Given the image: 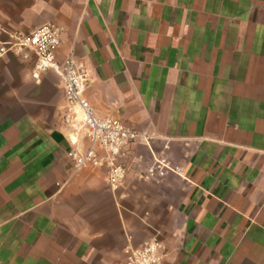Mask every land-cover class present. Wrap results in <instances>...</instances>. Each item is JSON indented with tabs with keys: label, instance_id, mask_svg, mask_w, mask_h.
Listing matches in <instances>:
<instances>
[{
	"label": "crops",
	"instance_id": "0c3cea01",
	"mask_svg": "<svg viewBox=\"0 0 264 264\" xmlns=\"http://www.w3.org/2000/svg\"><path fill=\"white\" fill-rule=\"evenodd\" d=\"M62 28L101 117L151 136L116 190L69 156L61 77L0 60V264H264V0H0V25ZM89 141L82 139L85 151ZM165 160L163 177L137 174Z\"/></svg>",
	"mask_w": 264,
	"mask_h": 264
},
{
	"label": "built area",
	"instance_id": "2783aa9c",
	"mask_svg": "<svg viewBox=\"0 0 264 264\" xmlns=\"http://www.w3.org/2000/svg\"><path fill=\"white\" fill-rule=\"evenodd\" d=\"M62 42V28L46 24L33 33L9 31L0 25V60L13 54L25 61L33 58L32 77L41 81L44 73L54 71L63 82L66 104L62 123L72 145L69 156L76 171L84 168L104 169V181L113 190L123 187L137 161L121 162L126 151L136 143L150 145L151 136L124 125L119 119L98 116L85 96L88 68L72 51L60 62L57 52ZM82 139L89 141L85 151L79 149ZM169 164L157 160L137 174L140 180L163 177ZM168 249L159 239L127 248L126 264H162Z\"/></svg>",
	"mask_w": 264,
	"mask_h": 264
}]
</instances>
